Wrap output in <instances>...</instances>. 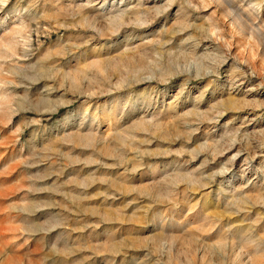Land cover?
Masks as SVG:
<instances>
[{
  "label": "rangeland",
  "instance_id": "rangeland-1",
  "mask_svg": "<svg viewBox=\"0 0 264 264\" xmlns=\"http://www.w3.org/2000/svg\"><path fill=\"white\" fill-rule=\"evenodd\" d=\"M0 264H264V0H0Z\"/></svg>",
  "mask_w": 264,
  "mask_h": 264
}]
</instances>
